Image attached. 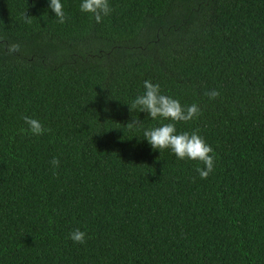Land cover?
I'll use <instances>...</instances> for the list:
<instances>
[{
	"label": "trees",
	"instance_id": "obj_1",
	"mask_svg": "<svg viewBox=\"0 0 264 264\" xmlns=\"http://www.w3.org/2000/svg\"><path fill=\"white\" fill-rule=\"evenodd\" d=\"M62 3L0 0V264H264V0ZM145 80L199 106L207 179L143 140Z\"/></svg>",
	"mask_w": 264,
	"mask_h": 264
},
{
	"label": "clouds",
	"instance_id": "obj_2",
	"mask_svg": "<svg viewBox=\"0 0 264 264\" xmlns=\"http://www.w3.org/2000/svg\"><path fill=\"white\" fill-rule=\"evenodd\" d=\"M49 10L54 13L58 23H65L66 12L62 0H47ZM80 11L89 15L90 19H94L96 23H101L102 18L111 14L112 8L109 0H80ZM26 22L28 17L25 18ZM10 51H18L16 46H11ZM144 91L137 95L135 99L128 105L130 110L138 108L140 112L147 113L148 118L152 120L169 121L161 123L158 127L147 128L143 132L144 139L154 150L161 153L164 150H170L180 160L196 161L203 167H197L196 172L201 179H207L209 174L214 170V152L210 145L196 132L191 133L184 131L178 132L176 128L177 122H189L200 115V108L197 104L182 106L181 103L163 94L158 83L151 80L143 82ZM206 95L210 99H215L219 92L212 90ZM24 123L28 126L27 131L33 136H41L49 131L37 119L25 116ZM132 125L139 122L129 123ZM24 131V129H22ZM53 166H57L59 161L53 159ZM68 239L74 244H84L86 242V233L80 229H76L69 233Z\"/></svg>",
	"mask_w": 264,
	"mask_h": 264
}]
</instances>
